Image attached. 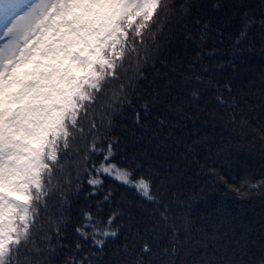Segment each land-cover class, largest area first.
<instances>
[{
	"label": "snow or ice",
	"instance_id": "snow-or-ice-1",
	"mask_svg": "<svg viewBox=\"0 0 264 264\" xmlns=\"http://www.w3.org/2000/svg\"><path fill=\"white\" fill-rule=\"evenodd\" d=\"M0 264H264V0H0Z\"/></svg>",
	"mask_w": 264,
	"mask_h": 264
},
{
	"label": "trees",
	"instance_id": "trees-1",
	"mask_svg": "<svg viewBox=\"0 0 264 264\" xmlns=\"http://www.w3.org/2000/svg\"><path fill=\"white\" fill-rule=\"evenodd\" d=\"M234 175H237V174H234ZM237 179L239 180L240 179V176L239 175H237ZM214 195H219V193H215Z\"/></svg>",
	"mask_w": 264,
	"mask_h": 264
}]
</instances>
